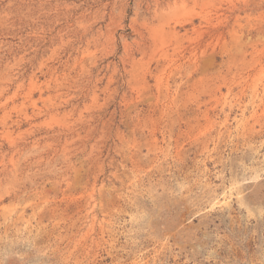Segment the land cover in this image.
Here are the masks:
<instances>
[{"label":"rangeland","instance_id":"1","mask_svg":"<svg viewBox=\"0 0 264 264\" xmlns=\"http://www.w3.org/2000/svg\"><path fill=\"white\" fill-rule=\"evenodd\" d=\"M0 264H264V0H0Z\"/></svg>","mask_w":264,"mask_h":264}]
</instances>
